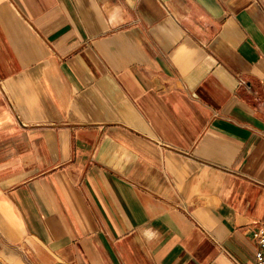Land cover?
Masks as SVG:
<instances>
[{
  "label": "crops",
  "instance_id": "obj_1",
  "mask_svg": "<svg viewBox=\"0 0 264 264\" xmlns=\"http://www.w3.org/2000/svg\"><path fill=\"white\" fill-rule=\"evenodd\" d=\"M264 0H0V264H255Z\"/></svg>",
  "mask_w": 264,
  "mask_h": 264
},
{
  "label": "built area",
  "instance_id": "obj_2",
  "mask_svg": "<svg viewBox=\"0 0 264 264\" xmlns=\"http://www.w3.org/2000/svg\"><path fill=\"white\" fill-rule=\"evenodd\" d=\"M259 248L255 252V264H264V224L254 232Z\"/></svg>",
  "mask_w": 264,
  "mask_h": 264
}]
</instances>
